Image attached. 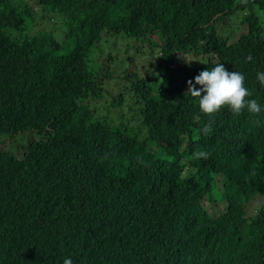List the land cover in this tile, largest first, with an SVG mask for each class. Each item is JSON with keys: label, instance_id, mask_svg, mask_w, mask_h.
Returning <instances> with one entry per match:
<instances>
[{"label": "trees", "instance_id": "obj_1", "mask_svg": "<svg viewBox=\"0 0 264 264\" xmlns=\"http://www.w3.org/2000/svg\"><path fill=\"white\" fill-rule=\"evenodd\" d=\"M217 63L264 105V0H0V264H264V112L188 93Z\"/></svg>", "mask_w": 264, "mask_h": 264}, {"label": "clouds", "instance_id": "obj_2", "mask_svg": "<svg viewBox=\"0 0 264 264\" xmlns=\"http://www.w3.org/2000/svg\"><path fill=\"white\" fill-rule=\"evenodd\" d=\"M247 59L251 60L252 57L249 56ZM245 79L242 72L229 71L224 63H217L201 71L194 81L190 79L187 82L188 93L197 98L199 110L206 115L227 108L235 116L244 112L259 116L264 112V105L258 99L252 98L253 93L246 86ZM257 80L264 86V71L257 72ZM198 85L200 87H197ZM63 264H73V261L68 257L64 259Z\"/></svg>", "mask_w": 264, "mask_h": 264}, {"label": "rangeland", "instance_id": "obj_3", "mask_svg": "<svg viewBox=\"0 0 264 264\" xmlns=\"http://www.w3.org/2000/svg\"><path fill=\"white\" fill-rule=\"evenodd\" d=\"M241 26L242 25H240V19H235L234 21L232 20V21L228 22V25H227V27H225V29L226 30L229 29L233 33H234V31H239L240 33H243L246 30L244 28H242ZM119 41H121V40H119ZM113 44H116V41H114ZM119 47L123 50L125 56H127V51H128L127 40H123V43L119 44ZM132 48H134V45L131 46V49ZM135 63L136 64H140L141 63V68H142L143 74H145L146 71L148 73V66H147V64L144 61L136 60ZM255 204H257V203H255ZM253 209L254 208H252V210Z\"/></svg>", "mask_w": 264, "mask_h": 264}]
</instances>
